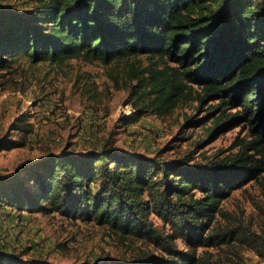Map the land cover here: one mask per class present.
Returning <instances> with one entry per match:
<instances>
[{
	"label": "trees",
	"instance_id": "1",
	"mask_svg": "<svg viewBox=\"0 0 264 264\" xmlns=\"http://www.w3.org/2000/svg\"><path fill=\"white\" fill-rule=\"evenodd\" d=\"M141 57L148 65L128 71L125 101L135 120L171 115L191 99L198 109L214 100L220 114L210 134L241 127L251 139L237 141L235 154L209 166L165 158L162 150L145 156L108 141L85 152L66 146L23 164L11 184L0 176V206L95 221L166 254L108 264H248L197 251L234 241L264 259V241L251 229L218 222L223 202L264 173V0H34L26 11L0 9L1 69L21 58L108 65ZM205 123L195 115L186 121ZM13 126L17 138H3L0 151L29 144V115ZM24 254L0 244V264H51Z\"/></svg>",
	"mask_w": 264,
	"mask_h": 264
},
{
	"label": "rangeland",
	"instance_id": "2",
	"mask_svg": "<svg viewBox=\"0 0 264 264\" xmlns=\"http://www.w3.org/2000/svg\"><path fill=\"white\" fill-rule=\"evenodd\" d=\"M33 4L34 0H0V9L26 11ZM137 64L145 67L148 60L141 57L104 65L82 59L31 63L21 58L0 68V142L17 138L13 125L23 114L29 115L34 128L26 147L0 151V176L11 184L25 163L66 146L85 152L106 141L145 156L153 157L162 150L165 158H187L190 164L209 166L235 154L237 141L251 139L241 127L210 134L213 119L220 114L214 109L218 103L214 100L198 109L197 101L191 99L171 115L149 114L135 120L133 106L125 101L130 93L128 71ZM212 110L213 115L208 116ZM191 115L206 123L186 125ZM222 208L224 214L218 216L222 227L251 229L264 241V173L259 181L235 190ZM151 218L162 227L161 219ZM177 242L179 248H186L181 240ZM0 244L11 252L25 253V258L41 257L51 264H108L166 255L149 241L122 237L95 221L60 213H22L9 206H0ZM197 251L223 261L243 258L248 264H264L253 248L236 241Z\"/></svg>",
	"mask_w": 264,
	"mask_h": 264
}]
</instances>
